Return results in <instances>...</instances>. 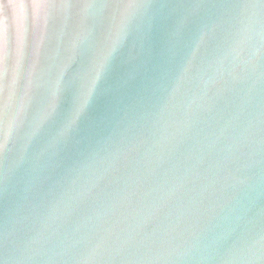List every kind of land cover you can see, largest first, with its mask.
I'll return each instance as SVG.
<instances>
[{"label":"clouds","instance_id":"obj_1","mask_svg":"<svg viewBox=\"0 0 264 264\" xmlns=\"http://www.w3.org/2000/svg\"><path fill=\"white\" fill-rule=\"evenodd\" d=\"M67 0H38L46 26ZM113 7L105 50L77 78L74 109L47 144L72 58L37 70L16 97L0 85V184L22 170L37 188L93 103L149 0ZM208 32L222 34L197 63L202 36L170 92L132 111L16 221L31 233L0 264H264V0L221 3ZM75 47V46H74ZM43 88L41 96L34 89Z\"/></svg>","mask_w":264,"mask_h":264},{"label":"water","instance_id":"obj_2","mask_svg":"<svg viewBox=\"0 0 264 264\" xmlns=\"http://www.w3.org/2000/svg\"><path fill=\"white\" fill-rule=\"evenodd\" d=\"M38 0H0V85L11 86L15 76L16 97L27 84L30 67L37 70L72 58L65 73L59 104L48 132L35 151L44 147L71 115L78 94L77 78L87 72L105 50L113 32L115 9L96 7L85 12L86 3L115 5L121 0H67L68 9L50 15L46 26L33 4ZM147 16L135 22L102 80V86L81 117L74 132L61 145L42 183L33 188L32 173L25 169L7 185L0 184V262L31 233L20 231L15 221L53 190L76 163L116 122L132 111L152 110L171 91L201 37L197 63L210 58L222 40L218 31L208 32L221 3L242 0H149ZM75 46V47H74ZM44 89H34L41 96Z\"/></svg>","mask_w":264,"mask_h":264}]
</instances>
